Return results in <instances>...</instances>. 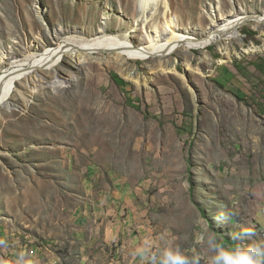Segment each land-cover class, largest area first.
<instances>
[{"label":"rangeland","instance_id":"1","mask_svg":"<svg viewBox=\"0 0 264 264\" xmlns=\"http://www.w3.org/2000/svg\"><path fill=\"white\" fill-rule=\"evenodd\" d=\"M139 2L0 0V75L102 30L137 48L260 18L165 57L26 65L0 107V264H210L204 229L264 239V0Z\"/></svg>","mask_w":264,"mask_h":264},{"label":"bare ground","instance_id":"2","mask_svg":"<svg viewBox=\"0 0 264 264\" xmlns=\"http://www.w3.org/2000/svg\"><path fill=\"white\" fill-rule=\"evenodd\" d=\"M140 8L142 12H145L149 5L154 2H161L163 0H139ZM165 1V0H164ZM156 6V5H155ZM246 14L239 15L238 18H227L223 22L222 26L215 29L211 28L207 35L201 38L194 37L192 35H185L180 33L179 30L166 25L164 32H156L155 36H148L149 44L146 47H135L131 42L122 40L118 36L103 35V30L99 31L98 36L92 41L77 42L66 40L59 44L56 49H50L41 55L30 57L31 60L25 64L19 65L21 73H18V69L7 70L5 74L0 75V107L7 106L10 98L12 97L13 87L15 82L29 74L30 70H44L53 69L55 65L67 54H77L79 57L86 60L87 56H90L98 51H115L118 53L117 58L127 57L128 59L138 60L147 59L148 57H165L174 53L178 49H201L218 43L223 35L231 28L235 23L239 21H256L260 19L256 16H245ZM29 58V59H30ZM26 65L29 66L28 72H25ZM13 71L15 76H9L4 78L7 73ZM25 72V73H24ZM4 73V72H3Z\"/></svg>","mask_w":264,"mask_h":264},{"label":"clouds","instance_id":"3","mask_svg":"<svg viewBox=\"0 0 264 264\" xmlns=\"http://www.w3.org/2000/svg\"><path fill=\"white\" fill-rule=\"evenodd\" d=\"M230 235L233 241L243 242L248 239L250 233L234 232ZM199 244L210 258V264H264V239L250 241L242 246L228 249L224 247L214 232L204 229L199 235ZM168 264H200V258L183 257L169 261Z\"/></svg>","mask_w":264,"mask_h":264},{"label":"water","instance_id":"4","mask_svg":"<svg viewBox=\"0 0 264 264\" xmlns=\"http://www.w3.org/2000/svg\"><path fill=\"white\" fill-rule=\"evenodd\" d=\"M11 69V68H10ZM10 69H8V70H10ZM19 70H21V69H18V70H15V71H18L17 72V74L18 73H21ZM7 71V70H6ZM6 71H4V74L6 73ZM25 73V72H24ZM5 77L4 78H8L9 76L11 77V76H15V73L13 72V71H10L9 73H7L6 75H4Z\"/></svg>","mask_w":264,"mask_h":264}]
</instances>
